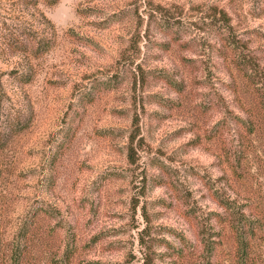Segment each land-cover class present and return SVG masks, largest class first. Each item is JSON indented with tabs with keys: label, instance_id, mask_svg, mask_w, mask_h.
Segmentation results:
<instances>
[{
	"label": "rangeland",
	"instance_id": "obj_1",
	"mask_svg": "<svg viewBox=\"0 0 264 264\" xmlns=\"http://www.w3.org/2000/svg\"><path fill=\"white\" fill-rule=\"evenodd\" d=\"M0 264H264V0H0Z\"/></svg>",
	"mask_w": 264,
	"mask_h": 264
}]
</instances>
